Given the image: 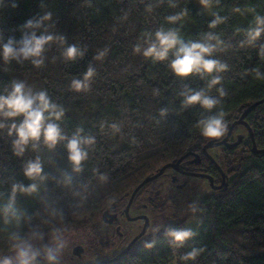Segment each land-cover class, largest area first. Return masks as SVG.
<instances>
[{"label":"trees","instance_id":"16d2710c","mask_svg":"<svg viewBox=\"0 0 264 264\" xmlns=\"http://www.w3.org/2000/svg\"><path fill=\"white\" fill-rule=\"evenodd\" d=\"M210 7L207 14L193 0H0V95H7L14 82L25 83L33 94L47 90L65 110L54 122L68 138L49 146L42 134L21 152L18 134L9 129L23 116H0L5 124L0 128V255L17 250L20 240L24 246L46 245L68 227L125 204L136 186L168 162L219 182L220 171L203 146L222 137L207 138L197 125L223 111V137L236 120H244L253 133L235 124L228 140L233 145L222 144L226 153L220 161L214 157L226 185L198 200L196 221H173L119 258L98 264H169L177 258L178 264H264V151L252 150L251 136L264 149V34L252 42L248 36L255 17H264V0H210ZM181 13L180 20L167 19ZM30 19L40 26L26 27ZM161 28L179 30L185 43L218 37L222 43L212 39L217 49L206 58L226 64V70L180 78L170 67L173 52L164 61L146 58L143 49ZM33 32L54 37L41 56L20 53L5 60L3 46L12 40L19 52L25 35ZM72 45L82 55L68 58ZM34 60L43 63L37 67ZM89 67L95 74L88 87L72 89V81L84 80ZM214 76L222 79L209 88ZM200 90L219 103L211 110L199 103L185 107L184 94ZM239 127L246 133L236 137ZM78 130L92 142L82 145L87 158L76 170L67 144ZM37 158L41 173L29 177L26 168ZM33 185L34 190H22ZM146 185L136 193V203ZM170 230L192 235L177 247ZM194 248L202 249L195 260L182 259Z\"/></svg>","mask_w":264,"mask_h":264},{"label":"clouds","instance_id":"9594fccd","mask_svg":"<svg viewBox=\"0 0 264 264\" xmlns=\"http://www.w3.org/2000/svg\"><path fill=\"white\" fill-rule=\"evenodd\" d=\"M201 3L207 6L210 0H201ZM235 11L240 12L241 9L236 8ZM182 16L183 13L169 16L167 19L175 22L180 20ZM47 18V16L44 17V19ZM218 22H220L219 17L216 21L211 23L210 27H215ZM255 24V28H250L248 30L249 42L259 39L261 35L264 34V17L257 15L255 17ZM39 26V23L34 24L31 19L28 20L26 25V27ZM53 39L54 37L52 35H41L37 37L35 32H33L30 37L25 35L22 41L24 46L19 49V52L12 47L13 41L9 40V43L3 46L4 58L8 60L10 57H17L20 53H22L25 58L30 56L39 57L44 49V45ZM207 39L209 41L208 43L199 41L185 43L179 34V30L169 29L165 31L161 28L156 31L155 40H149V46L143 49V55L146 58L153 57L155 61H164L168 59L170 51L173 52L175 58L171 60L170 67L174 74L180 78H188L194 73L204 75L226 70V64L220 63L219 60L206 58L207 56H211L217 49V44L222 43V41H219L218 37H213L211 34ZM212 39H216L217 44H212L210 42ZM136 51L140 52L141 48L138 46ZM65 55L70 59H74L77 55H82V53L75 45H72L67 48ZM261 55L264 56V49H262ZM103 56L104 52H101L97 59ZM33 63L39 67L43 61L34 60ZM94 74V69L89 67L87 73L84 74V80L74 79L71 83V88L76 91L86 89ZM221 79L222 78L219 76H214L208 87L211 88L220 83ZM219 91L221 96L225 95L222 88ZM184 95L185 99L183 105L185 107L199 103L204 108L211 110L219 103V101L205 95L203 90ZM64 114L65 110L52 100L47 90L33 94L30 89L26 90L25 83L23 82H14L12 90L7 95H0V116L5 118L23 116L22 123L17 125L13 122L9 129V134H12V132L18 134L19 139L15 141V144L21 152L23 151V145H26L30 139L39 140L42 134L45 143L49 144V146L55 145L59 140L68 139L67 136L62 134L60 125L54 122L61 120ZM224 115L225 113L221 111L218 115H213L199 121L197 127L200 129L203 136L207 138L223 137L227 131V126L223 120ZM3 127H5V124L0 122V128ZM113 127L116 126L114 125ZM79 131L82 130H78L67 144L70 152L69 159L76 167V170H79L81 161L87 158V152L83 149L82 145L92 142L91 138L85 139L81 137ZM41 170L39 158H37L36 162L30 163L26 168V175L34 178L41 173ZM20 187L22 188V186ZM34 188L35 185H33L31 189L22 190L30 191L34 190ZM168 235L174 237V242L176 246L179 247L183 245L185 240L191 236L192 233L184 230H170ZM17 239L19 238L17 237ZM25 243V241L20 240L18 244L14 245V247L19 249L18 258L20 259V264H30V261L35 258V253H31V247H25ZM147 247H152V244H148ZM201 251L202 249L198 250L194 248L191 252L183 256L182 259L195 260ZM48 258L50 260L55 259L51 250H49ZM2 264H12V261L6 258L3 260Z\"/></svg>","mask_w":264,"mask_h":264},{"label":"rangeland","instance_id":"374dc122","mask_svg":"<svg viewBox=\"0 0 264 264\" xmlns=\"http://www.w3.org/2000/svg\"><path fill=\"white\" fill-rule=\"evenodd\" d=\"M193 2L207 14L212 13L210 3L208 8L201 3V0H193ZM238 133H246V131L239 127L235 134L236 137L240 136L237 135ZM221 147L222 145H217L208 148V151L218 161L226 153ZM217 174L220 177L219 183H221L222 175L220 172ZM174 175L177 179L173 178ZM214 181H218V178H214ZM221 189L214 188L207 177L179 173L171 165L165 168L160 176L147 182L141 191L140 200L131 208V214L147 213L150 218L146 233L135 242L139 243L155 234L162 233L173 221L180 222L184 219L189 222L196 221L198 218L194 207L198 200H202L207 195L217 194ZM127 202L124 204V201H121L116 206L118 210H123L121 214L124 217H126L123 212ZM102 213L97 212L83 224L73 225L61 231L50 238L46 245H27L31 247V253H35V258L30 261V264H47V261L58 264H89L111 259L119 254L142 230L145 221L126 217L124 220L116 219L118 220L116 223H110L103 220ZM106 219L110 220L109 216ZM80 245L83 246V250L79 253L76 248ZM49 250L55 256L54 260L48 258ZM18 251L19 249L1 254L0 264L6 258L11 259L12 264H20ZM169 264H178V258Z\"/></svg>","mask_w":264,"mask_h":264},{"label":"water","instance_id":"95a60500","mask_svg":"<svg viewBox=\"0 0 264 264\" xmlns=\"http://www.w3.org/2000/svg\"><path fill=\"white\" fill-rule=\"evenodd\" d=\"M238 123L244 124V125H246L248 127L247 123L244 120H236V121H234L231 124V126L229 127L228 132H227V134H226V136L224 138H222V139H220L219 141H216V142H207L203 146V152L216 164V166L220 170V174L222 175V179H221V183L219 185L214 184V177L212 175H209V174L203 173V172H195V171L181 169L178 166V163H176V162H168V163L162 165L160 167V169L156 173H154V174L146 177L138 186H136V188L133 190V192H132V194H131L128 202H127V205L125 207L124 213L126 215H129L130 206H131V204L133 202V199H134L136 193L139 191V189L144 184H146L147 182H149V181L157 178L158 176H160L164 172L165 168L169 167L170 165L173 166L174 168H176V170H179V171H181V172H183L185 174L207 177L210 180V184L214 188H218V189L223 188L226 185V174L224 173V171L221 168V166L217 163V161L215 160L214 156L208 151V148L213 147V146H217V145H222V144H226L227 146L233 145V143L228 142V140H229V137H230V135L232 133V130H233L234 125L235 124H238ZM248 129H249L250 134H253L252 131H251V129L249 127H248ZM251 136H252V140H253V142H252V145H253L252 150L254 152H263L264 149L257 148L255 139L253 138V135H251ZM184 156L185 155H183L182 157H184ZM144 217H145V221H144V225H143L142 230L133 238V240L131 242L128 243V245L119 254H117L116 256H114L111 259L103 260V261H98V262H93V263H89V264H98V263L105 262V261H113V260L119 258L120 256H122L127 251H129L131 249V247L133 246V244L135 243V241L138 240L140 237H142L146 233V231L148 229L149 219H148L147 216H144ZM129 218H131V217H129ZM81 250H83V246L82 245H80V246H78L76 248V251L79 252V253L81 252Z\"/></svg>","mask_w":264,"mask_h":264},{"label":"flooded vegetation","instance_id":"af4514ba","mask_svg":"<svg viewBox=\"0 0 264 264\" xmlns=\"http://www.w3.org/2000/svg\"><path fill=\"white\" fill-rule=\"evenodd\" d=\"M217 167V166H216ZM181 169H184V168H182V167H180ZM217 169H218V167H217ZM186 170V169H185ZM219 170V169H218ZM177 172H179V173H182L181 171H179V170H177ZM190 175V174H189ZM174 179H177V177L174 175V177H173ZM206 178V177H205ZM214 184H216V185H219L220 183L218 182V181H214ZM136 202L133 200V202H132V204H131V206H130V209H129V215H126L124 212V214H125V216L127 217V219H129V217H131V218H134L135 220H145V217L144 216H147L148 217V219L150 220V218H149V216L147 215V213H142V212H137L136 214L135 213H132L131 214V208H132V206H133V204H135ZM123 210H121V209H117V207L115 206V208L113 209H111V210H106V211H104L103 213H102V218H103V220L104 221H107V222H110V223H112V222H117L118 220H116V219H122V220H124V218H126V217H124V215L123 214H121V212H122ZM107 216H109V218L111 219V220H107L106 218H107ZM137 218V219H136ZM136 243V242H135ZM47 264H58V263H52V262H49V261H47L46 262Z\"/></svg>","mask_w":264,"mask_h":264}]
</instances>
